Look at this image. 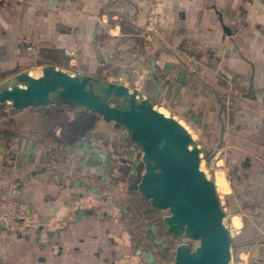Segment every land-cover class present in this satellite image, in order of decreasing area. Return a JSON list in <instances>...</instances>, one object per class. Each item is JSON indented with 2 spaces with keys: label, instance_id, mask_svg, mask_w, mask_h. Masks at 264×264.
Listing matches in <instances>:
<instances>
[{
  "label": "crops",
  "instance_id": "1",
  "mask_svg": "<svg viewBox=\"0 0 264 264\" xmlns=\"http://www.w3.org/2000/svg\"><path fill=\"white\" fill-rule=\"evenodd\" d=\"M154 1L0 0V84L54 66L137 88L189 125L221 166L232 260L264 264V0H157L151 23ZM50 109L61 131L39 116ZM27 113L25 130L18 116ZM139 155L118 124L72 104L0 114V198L19 183L41 221L83 195L98 199L47 242L39 230L0 225V264H114L137 255L174 264L168 213L138 188ZM121 232L130 245L115 240Z\"/></svg>",
  "mask_w": 264,
  "mask_h": 264
},
{
  "label": "water",
  "instance_id": "2",
  "mask_svg": "<svg viewBox=\"0 0 264 264\" xmlns=\"http://www.w3.org/2000/svg\"><path fill=\"white\" fill-rule=\"evenodd\" d=\"M139 93L118 81L46 66L0 84V107L72 104L118 124L141 152L145 172L139 191L151 206L168 213L164 223L169 233L197 242L194 247L179 244L174 264H231L233 239L226 213L214 180L200 167L206 151L180 120Z\"/></svg>",
  "mask_w": 264,
  "mask_h": 264
},
{
  "label": "built area",
  "instance_id": "3",
  "mask_svg": "<svg viewBox=\"0 0 264 264\" xmlns=\"http://www.w3.org/2000/svg\"><path fill=\"white\" fill-rule=\"evenodd\" d=\"M21 3H31L33 0H18ZM157 0L151 4V23L158 16V9L155 7ZM98 205V199L94 195H83L70 204L59 206L53 211L46 221H41L37 212L24 202V192L17 182L11 183L7 191L0 198V225L6 230L19 234H29L33 230L40 231L41 241L47 242L49 234L63 230L73 220L74 215L79 212H90ZM119 216V212L116 217ZM115 240L130 245V236L121 232ZM55 252L58 248L55 247ZM114 264H143L137 256H125ZM232 264H237L232 260Z\"/></svg>",
  "mask_w": 264,
  "mask_h": 264
},
{
  "label": "rangeland",
  "instance_id": "4",
  "mask_svg": "<svg viewBox=\"0 0 264 264\" xmlns=\"http://www.w3.org/2000/svg\"><path fill=\"white\" fill-rule=\"evenodd\" d=\"M103 80H108V79H103ZM5 82V81H4ZM2 84V83H1ZM127 85V84H126ZM129 86V85H128ZM132 90L133 89H137V88H135L134 86H129ZM139 96H141V97H143V98H145L143 95H142V93H139ZM155 107L157 108V109H159V110H161L162 111V107H159V105H155ZM9 111H12V107H10V106H1L0 107V114H5V113H7V112H9ZM167 113V112H166ZM28 114V113H27ZM31 114V113H30ZM30 114H28L27 115V117L26 118H24V117H21V116H18L20 119H22L21 120V122H22V124H24L23 126H25V127H23L25 130H27L28 128H30V126H31V123H32V121H31V115ZM168 114V113H167ZM45 115H47L48 117H50V118H52L53 119V121H55L56 123H57V125H55V129L57 128V131H61V129L58 127V124H61L62 122H61V119H60V116L55 112V109H50L49 110V112H44V113H40L39 114V116L40 117H44ZM11 117V118H10ZM10 118V119H9ZM14 120V119H16V116L14 115V114H9V116H7L6 117V120ZM178 119V118H177ZM8 120V121H9ZM62 120H63V118H62ZM83 120H85V118L83 119ZM82 120V121H83ZM179 120V119H178ZM81 121V120H80ZM80 123V122H79ZM12 124L15 126L16 124H15V122H12ZM187 129H189L190 130V132L194 135V140H195V142H196V144L199 146H202L201 145V139H199L198 137H197V134L196 133H194L195 131L188 125H186V124H183ZM41 127H42V124H41ZM41 131H43L42 129H41ZM140 154V153H139ZM140 157H139V159H141V155H139ZM210 156H211V154H209L208 155V153H207V151H206V155H203L202 154V161H201V165H200V167H201V169L206 173V175H208V177L209 178H211L212 180H214V182H215V186H217V192H218V195H219V198H220V201H221V204H222V206H223V208H224V211H225V213H226V219H225V223L228 225V222H227V211L228 212H230L231 210H230V208L228 207V204H227V182H226V179H224L223 180V182H221L222 180H221V174L220 175H218L217 174V170H220L221 169V166H219V168L217 167V165L216 164H211V162H210ZM205 157H207L208 159L205 161ZM227 208V209H226ZM168 244H170V246H171V249L172 250H175V248L179 245V244H181V243H187V244H189L190 246H192V247H194L196 244H197V242H195V241H190V240H187V239H185V238H183L181 235H179V236H175V235H173V236H169L168 237ZM171 241V242H170ZM231 264H232V262H231Z\"/></svg>",
  "mask_w": 264,
  "mask_h": 264
},
{
  "label": "bare ground",
  "instance_id": "5",
  "mask_svg": "<svg viewBox=\"0 0 264 264\" xmlns=\"http://www.w3.org/2000/svg\"><path fill=\"white\" fill-rule=\"evenodd\" d=\"M189 133H191L190 131H189ZM192 134V133H191ZM193 135V134H192ZM194 136V135H193ZM223 178V177H222ZM223 180H224V178H223Z\"/></svg>",
  "mask_w": 264,
  "mask_h": 264
}]
</instances>
